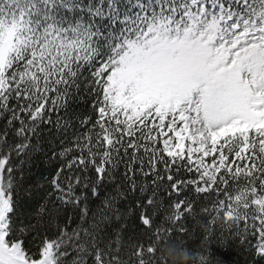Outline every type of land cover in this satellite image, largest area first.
Masks as SVG:
<instances>
[{
  "label": "snow or ice",
  "instance_id": "snow-or-ice-1",
  "mask_svg": "<svg viewBox=\"0 0 264 264\" xmlns=\"http://www.w3.org/2000/svg\"><path fill=\"white\" fill-rule=\"evenodd\" d=\"M170 240L264 264V0H0V264Z\"/></svg>",
  "mask_w": 264,
  "mask_h": 264
},
{
  "label": "trees",
  "instance_id": "trees-1",
  "mask_svg": "<svg viewBox=\"0 0 264 264\" xmlns=\"http://www.w3.org/2000/svg\"><path fill=\"white\" fill-rule=\"evenodd\" d=\"M76 107L85 112L90 110V104L86 101H78ZM214 255L222 264H249L250 254L246 253L244 248L235 242H230L227 247H215Z\"/></svg>",
  "mask_w": 264,
  "mask_h": 264
},
{
  "label": "clouds",
  "instance_id": "clouds-1",
  "mask_svg": "<svg viewBox=\"0 0 264 264\" xmlns=\"http://www.w3.org/2000/svg\"><path fill=\"white\" fill-rule=\"evenodd\" d=\"M158 256L163 264H192L187 251L182 247L179 240H170L160 245Z\"/></svg>",
  "mask_w": 264,
  "mask_h": 264
}]
</instances>
